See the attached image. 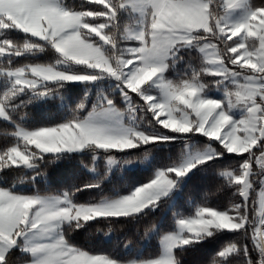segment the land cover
<instances>
[{
	"label": "snow or ice",
	"instance_id": "1",
	"mask_svg": "<svg viewBox=\"0 0 264 264\" xmlns=\"http://www.w3.org/2000/svg\"><path fill=\"white\" fill-rule=\"evenodd\" d=\"M237 10L243 14L232 21L229 17ZM122 14L134 19L125 22ZM9 32L23 33L26 39L14 41ZM44 48L58 56L51 66L12 63ZM181 49L195 55L178 78L169 79L165 71ZM72 65L90 71L65 70ZM105 75L117 82L123 107L103 96L83 115L84 102L77 103L54 126L28 130L15 119L23 118L31 99L53 95L65 83ZM208 83L219 89L220 99L203 95ZM145 86L155 93L146 92ZM21 94H30V99L14 103ZM133 94L142 103L133 102ZM145 115L167 132L201 135L216 141L219 149L157 172L126 196L98 203H75L73 196L82 188L74 186L31 195L0 188V264H13L14 248L27 255L23 264H180L174 249L224 230L239 233L240 240L227 242L206 264H225L235 255L242 264H264V0H81L79 10L65 0H0V121L10 129L11 141L0 151V169H12L11 162L32 170L27 179L34 180L65 152L90 149L94 162L98 150L124 151L175 138L122 123L124 117L138 121ZM224 153L241 157L236 166L216 170L218 187L232 189L230 206L219 211L206 202L198 205L194 216L177 221L178 232L163 236V255L118 261L84 251L65 238L64 225L70 232L94 220L109 226L96 229L107 235L115 219H135L145 208L156 207L176 179ZM106 162L109 167L116 163L111 156ZM149 231L151 226L145 235ZM245 238L251 249L240 242Z\"/></svg>",
	"mask_w": 264,
	"mask_h": 264
},
{
	"label": "trees",
	"instance_id": "2",
	"mask_svg": "<svg viewBox=\"0 0 264 264\" xmlns=\"http://www.w3.org/2000/svg\"><path fill=\"white\" fill-rule=\"evenodd\" d=\"M252 2L259 3L260 0H252ZM65 4L79 10L81 0H65ZM84 7L93 8L96 6L85 4ZM8 38L21 43L26 39L25 35L20 32H9ZM194 55V50L181 49L178 51L174 58L176 60L174 64L176 65V71L189 64L190 56ZM57 59L58 56L54 50L44 48L42 51L34 50L32 53L15 57L12 63L14 65H53ZM191 63H195V61H191ZM174 65L166 71V75L172 77L173 80L176 79L173 77ZM65 70L68 69L65 68ZM73 71L88 72L85 68L78 66L74 67ZM212 79L215 78L207 77L206 81ZM208 84L204 93L209 89ZM210 85L211 88H214L211 83ZM98 86L97 83L85 85L65 83L53 95L31 99V102L23 107V118L17 116L15 119L19 120L24 128L32 130L39 127L54 126L64 122L68 118L69 109L81 101L86 103L84 112L81 113L83 115L92 108L90 105L96 96L94 88ZM48 87L55 88V85L50 84ZM214 93L216 95V92ZM108 94L113 97V102L117 107H123L120 100L117 102L114 99L115 96H119L118 93ZM212 96L211 94L210 96L207 95V97ZM29 99L30 94H21L14 103ZM144 120H149L147 125H150L152 118L145 115L140 121L144 123ZM140 121L138 122L140 123ZM8 127L10 128L12 125L9 124ZM157 128L158 126L155 123L153 127H142L141 130L147 134L159 136L162 133L158 135L152 132ZM9 132L10 129H6L4 122L0 121V147L11 146ZM163 132L167 136L175 138L147 145L142 144L137 148L119 152L98 150L95 153L96 159L94 162L92 160L93 152L90 149L59 154L54 163L47 166L44 175L42 177L36 176L34 180L27 179L32 177V170L20 169L19 167L1 169L0 188H10L13 192L31 195L37 191L42 194L58 193L74 186L82 188L73 196L75 203H98L103 199L110 200L127 195L136 187L154 178L159 170L172 168V165L178 166L182 162V156L188 144L191 145L192 151L202 149L208 145L217 150L219 149L216 141L201 135L188 134L181 136L166 130ZM107 156H111L117 161V166L113 170L107 169L105 164ZM239 160H241L239 156L224 153L218 159L209 160L207 164L193 168L179 180L178 190H175L176 194L173 193L168 198H161L156 207L144 209L135 219L131 217L115 219L112 224L113 231L107 235H104L103 231H96V229L99 227L102 230H107L109 226L103 223L102 220H94L70 232L67 225L63 226L65 238L73 246L84 251L105 254L118 261L157 258L161 252L160 237L171 232L176 221L188 217L192 211L196 210L198 205L206 202L207 206L216 208L219 211H223L230 206L231 201L234 199L232 189L218 187L221 178L216 176V170L236 166V162ZM81 161L84 163L82 164ZM85 164L90 165V167H85ZM44 167V165H41V168ZM201 169H206V171H201ZM97 182L99 183L98 187H83L86 184H96ZM150 226L151 231L145 235L146 228ZM233 240H240V234L228 232V230L215 231L212 236L205 237L197 244L174 249V255L179 259L180 264H206L207 260L220 251L227 242ZM240 242L248 245L251 249L252 246L246 238ZM10 255H12L13 264H22L28 258L25 253L17 251V249L12 250ZM250 256L252 259H256L255 253L250 252ZM225 264H242V257L239 255L230 256Z\"/></svg>",
	"mask_w": 264,
	"mask_h": 264
},
{
	"label": "rangeland",
	"instance_id": "3",
	"mask_svg": "<svg viewBox=\"0 0 264 264\" xmlns=\"http://www.w3.org/2000/svg\"><path fill=\"white\" fill-rule=\"evenodd\" d=\"M242 14H243V12H242V10H237V11H235V12H233L232 13V15L229 17L232 21H236V20H239L240 18H241V16H242ZM122 18H123V20L125 21V22H131L133 19H134V17H131V16H128L127 14H122ZM233 39H237V37H233ZM230 43H231V41H229ZM175 57H173V59H174ZM182 62H183V60H182ZM41 66H51V65H41ZM74 67H77L76 65H72V66H65V68H67L68 70H71V71H73L74 70ZM78 67H82V66H78ZM83 68V67H82ZM173 68H174V74H173V77H175V78H178V75H180V73H182L183 71H185V68H186V66H182L179 70H177L176 71V65H174L173 66ZM86 69V68H85ZM88 72L90 71V70H88V69H86ZM167 71V70H166ZM166 71H165V76L166 77H168L169 79H172L173 80V78L172 77H170V76H167L166 75ZM73 72H75V71H73ZM77 73H80V72H77ZM84 73H87V72H84ZM71 84H81V85H85V84H94V83H97V84H99V86L98 87H96V88H94L95 89V91H96V96H95V100H93L92 101V104L90 105L91 107L95 104V103H97L99 100H101L102 98H103V96H108L109 98H113V97H110V94H108V93H111V95H113L114 93H118L119 94V91L116 89V81L114 80V79H112V78H110V77H108V76H102V77H100V78H98L97 80H95V81H92V82H83V83H81V82H70ZM211 85H210V83L208 84V90L206 91V93H203V95L206 97V98H212V99H220V91H219V89L217 88V87H214V88H211L210 87ZM146 92H148V93H150V94H154L155 93V89H153V88H150V87H148V86H145V89H144ZM214 92H216V95H217V97H216V95H215V93ZM210 94L211 95H213L212 97H207V95H209L210 96ZM115 100H117V102L120 100V103L122 102V104H124V101L122 100V98L120 97V95L118 96H115V98H114ZM132 100H133V102H137V103H139L138 101H140L139 100V97H137L135 94H133V96H132ZM140 102H142V101H140ZM86 103H84V105H85ZM87 112V111H86ZM70 115V112L68 113V116ZM233 115L235 116V117H238V115H239V113L238 112H236V113H233ZM150 116V115H149ZM138 121H140V120H138ZM138 121H129L128 119H127V117H124L123 119H122V123L124 124V126H131V127H136V128H138V130H141V128L143 127V128H145V127H153V125L155 124V121H150L151 122V124L150 125H147V121H149V120H144V123H142L141 121H140V123L138 122ZM137 122V123H136ZM158 126V128L156 129V130H154V131H152L153 133H155V134H158L159 135V133L161 134V135H166L163 131H164V129H162V128H160L159 127V125H157ZM25 129H28V130H32V129H29V128H25ZM142 131V130H141ZM145 132V131H144ZM147 134V133H146ZM33 148H34V146H32ZM6 147H0V151H2V150H4ZM213 149H215V148H213L212 146H206V147H204V148H202V149H194L193 151L191 150V145L190 144H188L187 145V147H185V150H184V153H183V156H182V162L178 165V166H176V167H179V166H181L182 164H184V163H186V162H188L189 160H191L193 157H195V156H197V155H204V154H208V153H210ZM114 151H117V152H119V150H114ZM78 152V151H77ZM114 159V158H113ZM115 160V159H114ZM116 161V160H115ZM9 164L11 165V167H21V166H18V165H14V164H11V162H9ZM105 164H106V166H107V169L108 170H113L114 168H116V166H117V161H116V163L114 164V165H112V166H108L107 165V162L105 161ZM177 165V164H176ZM172 167H175V166H173L172 165ZM0 171H1V169H0ZM159 171H163V170H159ZM158 171V172H159ZM173 179H175V177H172ZM181 179V177L179 178V179H176V185L168 192V194L166 195V196H164V197H161V198H168V197H170L173 193H175V190H178V186H177V184H178V182H179V180ZM18 185H19V183H18ZM256 186V192L257 193H259V184H256L255 185ZM20 187H22V185H20ZM12 191V190H11ZM130 194V193H129ZM176 194V193H175ZM175 194H174V197H175ZM128 195V194H127ZM124 196H126V195H124ZM122 197V196H121ZM118 198H120V197H118ZM118 198H115V199H118ZM160 198V199H161ZM110 200H112V199H110ZM258 206V205H257ZM146 209V208H145ZM196 211V210H195ZM195 211H192V213L190 214V215H188V217H184V218H189V217H192V216H194L195 215ZM184 218H181V219H184ZM64 226H66V225H64ZM176 232H178V227H177V221H176V223H175V227H174V229L171 231V232H169V233H166V234H164V235H162L161 237H160V239H159V245H160V250H161V252H160V255L159 256H161V255H163V252H164V249H163V246H162V244H161V240H162V238H163V236H165V235H169V234H173V233H176ZM14 249H17V251H20L18 248H14ZM14 249H12V250H14ZM11 250V251H12ZM21 252V251H20ZM91 253H93V254H101V253H98V252H91ZM134 260H136V259H134ZM20 264V263H19ZM23 264V263H22Z\"/></svg>",
	"mask_w": 264,
	"mask_h": 264
}]
</instances>
